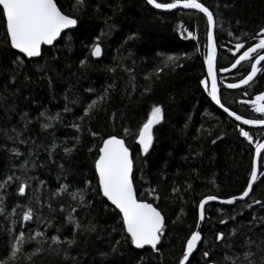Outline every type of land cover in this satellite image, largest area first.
Returning a JSON list of instances; mask_svg holds the SVG:
<instances>
[{
	"label": "trees",
	"instance_id": "obj_1",
	"mask_svg": "<svg viewBox=\"0 0 264 264\" xmlns=\"http://www.w3.org/2000/svg\"><path fill=\"white\" fill-rule=\"evenodd\" d=\"M57 2L62 11L71 12L74 0ZM157 2L167 3L171 0ZM198 2L209 7L220 18V26L214 27V43L221 104L241 116L263 119L264 114L255 112L251 103L244 101H251L256 94L264 91V62L258 64L260 71L250 85L240 89H229L226 85L243 78L250 70V63L242 62L230 73L220 70L228 68L235 61L236 40L233 37L242 33L252 36L259 27L264 26V0ZM79 20L75 30L63 33L54 45L42 47L39 57L27 58L11 48L4 22L0 19V128L11 129L16 125L21 110L29 113V119L37 117L41 110H48L50 114L60 113L63 117L53 122L50 129L43 130L34 121L28 131L21 133V138L28 140L26 144L17 140H3L0 134L4 149L15 147L21 153L19 157H12L11 153L0 149V173L6 166L19 164L32 151L34 155L31 160L36 166L28 169V175L45 182L35 195L48 198L51 204V210L47 205L38 209L42 216L52 220L50 227L37 225L32 220L25 222V229L14 226L13 231L27 233L30 229H37L49 238L57 234L61 240L65 237L71 239L73 225L65 223V217L76 205L66 193L52 197L51 191L59 188L60 184L72 186L69 191L73 188L83 189L85 181H88L91 188L87 191V200L92 202L91 206L78 209L73 215L82 224H88L91 219L98 226L97 231L78 235L76 243L69 248L67 258L45 255L39 264H177L184 241L195 229L199 200L206 194L227 198L243 191L251 170L254 145L264 137V127L241 126L218 109L199 84L200 79L206 78L203 60L207 25L206 18L197 10L181 8L158 11L145 0H86ZM108 25L115 27L109 29ZM181 25L183 32L179 28ZM102 31L107 33L100 41L102 55L92 58L88 45ZM228 31L233 33V37L228 36ZM133 32L137 33L138 38L126 41L125 38ZM188 32L196 39L190 38ZM245 41L247 46L255 42L249 37H242L241 42ZM158 53L180 57L178 66L168 67L157 76L155 70L163 67ZM17 55L23 65L14 67L13 61ZM86 56L91 67L81 69L78 61ZM108 68L114 71L109 72ZM125 68L132 69L131 73L126 72ZM13 74L15 79L10 80ZM113 83L115 89L110 92L108 100L90 119L84 121L79 133L82 145L65 157L63 146L71 147L72 138L77 135L68 125L81 115L83 103L99 96L106 85ZM89 88L93 89L92 93L84 91ZM146 88L150 91L142 92ZM77 94L83 103L79 106L68 103L72 111L65 113V97L71 101ZM13 104L17 112H10L5 120L4 108ZM153 104L161 105L163 120L154 126V144L149 153L139 156L135 136H124L123 128L128 127L130 133H134ZM110 116L115 117V122L109 119ZM241 127L252 137L251 144L239 135ZM89 129L100 135L93 138ZM106 134L124 136L135 164L132 175L135 193L138 198L157 207L165 218V232L158 244L159 251L154 252L149 246L136 249L130 242L126 243L122 221L112 208L106 210V198L93 191L98 184L94 169L98 152L96 145ZM53 142L60 147L53 149V160H48L47 149ZM36 145H40L39 149ZM89 148L93 151L89 152ZM60 163L64 165V173L58 180ZM263 168L264 151L260 156L258 174ZM36 187L37 182L33 181L28 191L32 192ZM153 188L155 192L149 196L148 190ZM173 188L177 191L173 192ZM8 191L9 209L13 204H23L28 199L27 196L23 199L12 196L14 187L10 186ZM253 200L264 202V171L245 200L233 205H205V221L199 230L203 239L186 264H205L202 257L204 251L210 252L212 260L223 262L225 256L242 251L244 235L253 241L264 239V226L255 222L264 218V203L252 204ZM245 203L250 207H243ZM61 205L65 208L63 212L60 211ZM20 213L21 210L17 209L16 219H19ZM225 216H234L235 219L226 220L221 225L219 220ZM250 220L253 221L251 231L248 227ZM0 224L6 227L3 218H0ZM233 228H237V231L228 237L227 232ZM217 232L225 233L222 242L215 241ZM117 241L119 245L115 253L104 258L98 255L99 252L110 251V245ZM6 242V233L0 232V259L7 254ZM222 243L231 244V248L223 247ZM47 245L48 241L45 240V248ZM34 247L35 242L32 241L23 250L31 252ZM249 247L255 251L254 244Z\"/></svg>",
	"mask_w": 264,
	"mask_h": 264
},
{
	"label": "snow or ice",
	"instance_id": "obj_2",
	"mask_svg": "<svg viewBox=\"0 0 264 264\" xmlns=\"http://www.w3.org/2000/svg\"><path fill=\"white\" fill-rule=\"evenodd\" d=\"M148 5H151L155 9H176L178 6H182L184 9H195L200 13H203L206 18V38H207V54L204 56V65L207 68V77L200 79L199 84L207 92L208 96L216 104L220 105L223 112L228 117H234L236 121H242L244 125H264V119H242L240 115L230 111L227 107H224L218 98L217 91V78L214 71V57L216 48L214 46V27H219V15L210 11L209 7L198 2V0H171V2L161 3L157 0H146ZM86 0H74L72 4L71 12L62 11L58 6L57 0H0V19L4 22L6 29V37L10 42L12 49H16L24 57L33 58L39 57L41 53V45H54V41L60 37L64 30L73 31L79 26V16L85 9ZM107 25V18L105 21ZM239 23V22H237ZM109 29L115 27L114 25H108ZM181 32L184 31L183 26H179ZM107 33L101 32L100 35L93 37V41L89 48V55L92 58L101 57V37ZM228 36L233 37V33L228 31ZM188 36L192 39H196L191 32H188ZM242 37H249L250 40L255 41L251 46H247V41L241 42ZM137 33L133 32L125 39L126 41L137 39ZM236 40L234 48L235 61L231 64L232 69H236L242 62H248L251 65V70L247 71L243 78H239L237 83H229L226 85L229 89H239L240 86H249L250 82L256 76L258 69L257 64L264 62V26L259 27L258 31L249 36L248 33H242L241 36L233 37ZM160 62L163 67H158L155 71L157 76L166 68H175L178 66L180 57L176 55H161ZM254 59H249L253 57ZM17 64L23 65V61L20 56L17 55L13 61V66ZM78 67L81 69H87L91 67L88 56L78 61ZM124 67V65H120ZM109 72H113V68L107 69ZM126 72L131 73L132 69L125 68ZM221 72H226L228 69H221ZM27 79V77H25ZM15 75L10 76V80H14ZM209 82L211 86L209 88ZM51 83V81H50ZM115 83L106 85L103 92L99 96H94L93 99L87 103H83L82 98L79 95H75L71 101L65 97L66 104L64 108L65 113H70L72 109L68 107V103L74 106H79L83 103V111L80 116L75 117V120L68 126L74 129L77 133L73 137V143L71 147L63 146V154L65 157L70 156L73 152L78 150L82 145V137L79 135L84 127V121L90 119L94 112L98 111L104 102L109 98L111 91H114ZM86 93H92L93 89H85ZM150 91L149 88L143 89L142 92ZM14 95V91L12 93ZM28 99V97H25ZM245 103H251L255 112L264 114V91L256 94L251 101H244ZM16 113L17 107L8 105L4 108V117L7 120L9 113ZM19 120L16 125H13L11 129L4 127L0 128V134L2 139L11 141L17 140L22 144L28 143L27 139L21 138V133L29 130V126L35 121L39 123L40 128L50 129L52 123L62 120L60 113L50 114L48 110H41L37 117L29 119V113L25 111H19ZM110 120L115 122V117L110 116ZM163 114L162 107L159 104H153L146 113V118L138 125L137 130L134 133H130L128 127L123 128L124 136L129 138L134 135L135 143L138 145L139 156H144L149 153L151 146L154 144V126L162 123ZM19 129V130H18ZM90 135L95 138L100 134L91 129L88 130ZM11 133V134H9ZM239 135L247 140L250 144L252 137L242 127L239 128ZM124 136L118 134H106L101 137V142L96 145L98 152L94 160L95 174L98 178L97 188L93 191H98L102 198H106L105 208L106 210L112 208L113 213L122 221V230L125 235V242H130L136 249H142L144 246H151L154 252L159 251L158 244L162 240V234L165 232V218L161 211L157 207H154L152 203L146 202L142 198H138L135 193L134 183L132 175L134 173V160L130 155V148L126 144ZM215 143V141H213ZM39 149L40 145L35 146ZM60 147L55 142L47 149L48 160H53V149ZM255 153L251 159V171L247 180V186L243 188V191L239 193V196H229L222 200L224 205H233L237 200H243L249 196L250 188L254 181L257 180V158L256 154H260L264 150V141H258L255 145ZM0 149H4V145L0 143ZM5 153H11L12 157L21 156L20 151L15 148L4 149ZM93 149L89 148V152ZM34 155L32 151L27 153V157L19 164L6 166L2 173H0V218L6 222V227L0 224V232L7 235V254L3 259H0V264H39L42 258L47 256L68 257L69 248L76 243V237L86 233H94L97 231V225L90 219L88 224H82L80 219L73 215L78 209H87L91 206V201L87 200V191L91 188V184L85 181L83 189L73 188L68 184H60L59 188L51 191L52 197H57L61 193H66L71 201L76 205L71 211L68 212L65 217V223L73 225V237L71 239L65 237L63 240L59 238L57 234H53L50 238L37 229H30L26 233L25 231L14 232V226H18L21 229L26 228L25 222L35 220L37 225H43L48 228L52 224V220L45 216H42L38 209L47 205L51 210V204L48 198H41L35 193L41 191L40 185H44V181L37 180L36 177L28 175L29 168H35V163L31 160ZM11 159V157H8ZM55 162V161H53ZM19 170V174H17ZM64 173V165L58 164V180L62 178ZM37 182V187L29 192L28 190L32 186V182ZM14 187V192L11 193L16 199H23L28 197L27 201L23 204H13L9 209L7 204V198L10 195L9 187ZM177 189L173 188V192ZM155 189L148 190V195L152 196ZM221 199L215 194L204 195L198 203L197 207V219L196 225L199 228L202 222L205 221V205L207 202L217 201ZM107 202H110L108 204ZM259 200H253L252 204H261ZM35 205L36 207H33ZM243 207L248 208L250 205L245 203ZM17 209L21 210L19 219H16ZM118 210V211H116ZM60 211H65L64 205H61ZM221 211V209H217ZM179 215V214H178ZM235 217L225 216L224 219H220L221 225L225 224L226 220L234 221ZM264 226V218H259L255 221ZM253 226V221L248 222L249 231ZM115 230V229H114ZM237 228L230 229L227 232V236L231 237L233 232H236ZM60 229H57V233ZM225 233L217 232L215 234V241L222 242ZM203 237L199 230H191L190 235L182 245V254L177 260V264H186L189 260L190 254L194 249L198 247V242L202 241ZM48 241V245L45 248L44 241ZM35 242V247L31 252H24V246L30 242ZM207 243V241H204ZM255 246V251H252L249 246ZM119 241L110 245V251L99 252L98 255L102 258L107 257L115 253L118 249ZM215 247V244L213 245ZM225 248H231V244H223ZM202 257L205 258V264H264V239H258L253 241L248 235H244V244L240 253H233L231 256H225L223 262L214 261L211 258L209 251H204ZM258 257V258H257ZM75 259V258H73Z\"/></svg>",
	"mask_w": 264,
	"mask_h": 264
},
{
	"label": "water",
	"instance_id": "obj_3",
	"mask_svg": "<svg viewBox=\"0 0 264 264\" xmlns=\"http://www.w3.org/2000/svg\"><path fill=\"white\" fill-rule=\"evenodd\" d=\"M146 1V0H145ZM151 6V5H150ZM152 7V6H151ZM181 8H183L182 6H178L176 9H181ZM155 9V8H154ZM176 9H156V10H158V11H172V10H176ZM195 10V9H194ZM203 14V13H202ZM66 31H68V30H64L63 31V33H65ZM62 33V34H63ZM60 37H58L57 38V40L59 39ZM56 40V41H57ZM56 41H54V43L56 42ZM213 42H214V39H213ZM206 44H207V41H206ZM50 46H52V45H41V49H42V47H50ZM214 46H215V43H214ZM16 52H18L19 53V51L18 50H16V49H14ZM21 54V53H20ZM206 54H207V49H206ZM205 54V55H206ZM261 54H264V51H262L261 52ZM23 55V54H22ZM97 58H99V57H97ZM254 59V58H253ZM260 63V62H259ZM258 63V64H259ZM213 64H214V71H215V73H216V57H214V61H213ZM258 64H257V67H258ZM205 66V65H204ZM239 66V65H238ZM226 69H228V71H226V72H223V73H230V72H232L234 69H232L231 68V65L228 67V68H226ZM250 70H251V65H250ZM205 74H206V77H207V75H208V73H207V68H206V66H205ZM217 78V77H216ZM210 86H211V83L209 82V88H210ZM242 87H244V86H240V88H242ZM239 88V89H240ZM217 91H218V98H219V87H218V81H217ZM210 100H211V98H210ZM219 100H220V98H219ZM211 102L218 108V109H220L222 112H223V109L220 107V105H218V104H216L214 101H212L211 100ZM221 103V102H220ZM231 111V110H230ZM226 114V113H225ZM237 114V113H236ZM227 115V114H226ZM237 115H239V114H237ZM241 116V115H240ZM242 117V119H251V118H247V117H244V116H241ZM232 120H234L235 122H237L238 124H240L241 126H243V127H245V128H260V127H264V125H244V124H242V121H236L235 119H234V117H230ZM264 119V118H263ZM259 141H264V137L261 139V140H259ZM264 150H262L261 151V153L263 152ZM255 153V148H254V150H253V154ZM261 153L260 154H256V158H257V178L258 177H260L261 175H262V173H263V171H264V168L262 169V171L258 174V169H259V160H260V156H261ZM130 155H131V152H130ZM253 156V155H252ZM251 171V170H250ZM250 175V174H249ZM254 183H255V181H254ZM254 183H253V185H254ZM252 185V186H253ZM246 186H247V183H246ZM252 186H251V188H250V192H251V189H252ZM250 192H249V194H250ZM236 196H239V194L238 195H236ZM247 197H245L243 200H245ZM224 198H221V199H219V200H217V201H211V202H207L206 204H209V203H216V204H221V205H224L223 203H222V200H223ZM243 200H237V201H243ZM237 201H235V202H237ZM147 202V201H146ZM234 202V203H235ZM110 203V202H109ZM150 203V202H149ZM154 206V205H153ZM202 225V224H201ZM201 227V226H200ZM200 227L199 228H197V225L195 226V229L194 230H200ZM199 243H200V241L198 242V245H199ZM147 246V245H146ZM145 247V246H144ZM149 247H151V246H149ZM197 249V248H196ZM196 249H194V251L196 250ZM194 251H193V253H194ZM193 253H191L190 254V256L193 254ZM190 258V257H189ZM187 262V261H186Z\"/></svg>",
	"mask_w": 264,
	"mask_h": 264
}]
</instances>
